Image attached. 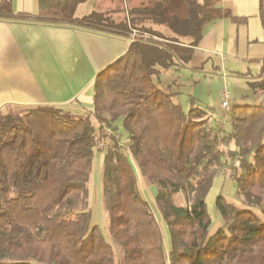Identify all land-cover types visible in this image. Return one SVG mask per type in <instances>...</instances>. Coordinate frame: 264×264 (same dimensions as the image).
<instances>
[{
	"label": "trees",
	"instance_id": "1",
	"mask_svg": "<svg viewBox=\"0 0 264 264\" xmlns=\"http://www.w3.org/2000/svg\"><path fill=\"white\" fill-rule=\"evenodd\" d=\"M87 1L39 0L36 17L0 6V17L130 39L96 76L90 111L0 114V264H264V108L232 106L222 126L195 98L184 112L159 79L187 67L203 27L229 12L217 0H122L120 20L112 11L77 18ZM260 77L254 91H264V61ZM225 157L238 166L231 200L215 198L211 232L207 197ZM97 161L105 227L92 223L89 202ZM132 162L154 189L162 227Z\"/></svg>",
	"mask_w": 264,
	"mask_h": 264
},
{
	"label": "crops",
	"instance_id": "2",
	"mask_svg": "<svg viewBox=\"0 0 264 264\" xmlns=\"http://www.w3.org/2000/svg\"><path fill=\"white\" fill-rule=\"evenodd\" d=\"M119 1L88 0L77 7L75 16L111 11L108 4ZM217 2L230 15L203 27L187 67L164 71L167 85L174 90L180 80L196 84V77L218 75L224 81L221 91H228L232 106L264 108V91H254L249 85L262 80L264 0ZM88 3L91 9L78 15ZM5 4L14 16L36 17L39 13V0H0V6ZM122 13L118 20L127 16ZM129 43L126 37L78 27L0 17V114L41 105L73 113L90 111L96 76L121 58ZM219 96L221 100V93ZM190 97L178 96L184 112ZM220 100L207 107L213 110V119L219 116ZM231 190L232 182L227 193L232 194Z\"/></svg>",
	"mask_w": 264,
	"mask_h": 264
},
{
	"label": "rangeland",
	"instance_id": "3",
	"mask_svg": "<svg viewBox=\"0 0 264 264\" xmlns=\"http://www.w3.org/2000/svg\"><path fill=\"white\" fill-rule=\"evenodd\" d=\"M118 5L120 8L123 7V2L120 0L119 2H114L113 5L108 4L109 8L111 9L112 13V18L114 20H118L119 18L122 17V12L118 11ZM92 4L88 3L85 4L84 6H81L79 9L78 15H81V13H86L89 9H91ZM103 9V8H101ZM155 30H159L160 32L163 33V29L154 27ZM166 34V33H165ZM174 73V71H172ZM160 75V85L166 86L168 77L165 74L164 71H162ZM208 75V74H207ZM197 83L196 84H185L184 80H180L181 85L175 86L174 91H177L179 95H183L184 97L192 96L197 98V103L196 106L199 108H207L208 105H212L216 99L220 100V93H222L221 90H223L224 86V81L220 78V76L213 75L211 77H196ZM171 85V84H169ZM173 88V86H172ZM221 91V92H220ZM102 146V144H100ZM99 144L96 146V149H99ZM227 158V159H226ZM100 161V158H99ZM99 161H97V165H95L94 172L90 178L89 181V194H90V205L92 207V213H93V218H92V223L97 224L101 227H105L106 220H105V215H104V210L103 206L101 203V198H100V191H99V185H100V180H99ZM224 168L222 169L221 173L215 178L214 184L212 187V191L210 192L209 196L207 197V211L210 214L212 218V224L210 226V231H214L220 224L218 218L216 217L215 213V208H214V202L215 198L218 195L224 196L226 199L229 201L231 200L232 194L227 193V189L229 186H231V169L236 168L238 166L237 161H231L229 157H225L223 160ZM235 163V164H234ZM133 169L137 175L138 179V185H139V190L143 198L149 203L151 210L153 211L156 219L159 221L162 227V223L160 222V218L158 216V213L155 210V207L153 205L152 197L154 194V189L149 188L141 176L139 175L138 169L136 165L132 162ZM232 191V190H231ZM179 201L181 203V199L179 198ZM164 232V229H163ZM165 242L168 245V239L166 236Z\"/></svg>",
	"mask_w": 264,
	"mask_h": 264
},
{
	"label": "built area",
	"instance_id": "4",
	"mask_svg": "<svg viewBox=\"0 0 264 264\" xmlns=\"http://www.w3.org/2000/svg\"><path fill=\"white\" fill-rule=\"evenodd\" d=\"M132 36L133 37L135 36L134 33L132 34ZM231 108H232V103H231L230 94L228 93V91L224 90L221 93L220 110H219L220 123L222 126L228 125L229 113L231 111ZM102 147L103 146L99 144L98 148H102Z\"/></svg>",
	"mask_w": 264,
	"mask_h": 264
}]
</instances>
